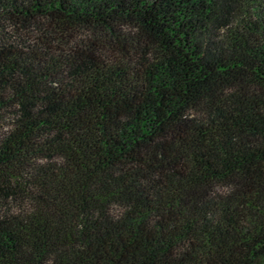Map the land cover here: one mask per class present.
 Here are the masks:
<instances>
[{"label": "trees", "instance_id": "trees-1", "mask_svg": "<svg viewBox=\"0 0 264 264\" xmlns=\"http://www.w3.org/2000/svg\"><path fill=\"white\" fill-rule=\"evenodd\" d=\"M0 264H264V0H0Z\"/></svg>", "mask_w": 264, "mask_h": 264}]
</instances>
